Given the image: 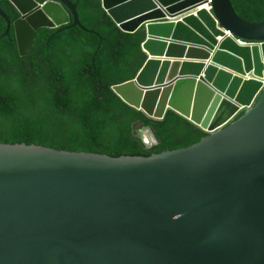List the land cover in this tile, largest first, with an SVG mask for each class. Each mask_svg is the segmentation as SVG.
<instances>
[{"label":"water","instance_id":"obj_1","mask_svg":"<svg viewBox=\"0 0 264 264\" xmlns=\"http://www.w3.org/2000/svg\"><path fill=\"white\" fill-rule=\"evenodd\" d=\"M11 1L21 17L13 24L0 7V41L14 26L22 56L41 28L98 33L71 0ZM203 1L103 5L122 29L146 33V61L113 90L207 135L148 157L0 142V264H264V21L244 20L231 0H211L212 12Z\"/></svg>","mask_w":264,"mask_h":264},{"label":"trees","instance_id":"obj_2","mask_svg":"<svg viewBox=\"0 0 264 264\" xmlns=\"http://www.w3.org/2000/svg\"><path fill=\"white\" fill-rule=\"evenodd\" d=\"M71 1L83 25L98 33L72 23L41 28L28 56L20 54L14 26L0 41V142L148 157L205 137L207 133L175 111L152 119L113 90L136 77L146 61V33L122 29L103 0ZM231 1L244 20L264 21V0ZM0 7L13 24L21 17L11 0H0ZM7 27L0 15V37ZM146 127L155 145L143 143L140 131Z\"/></svg>","mask_w":264,"mask_h":264},{"label":"bare ground","instance_id":"obj_3","mask_svg":"<svg viewBox=\"0 0 264 264\" xmlns=\"http://www.w3.org/2000/svg\"><path fill=\"white\" fill-rule=\"evenodd\" d=\"M198 9H206L210 12H212V1L211 0H204L199 6ZM196 12V10H195ZM21 32L23 37V43L25 47L27 48L30 44V37H31V31L27 26L22 25L21 26Z\"/></svg>","mask_w":264,"mask_h":264},{"label":"rangeland","instance_id":"obj_4","mask_svg":"<svg viewBox=\"0 0 264 264\" xmlns=\"http://www.w3.org/2000/svg\"><path fill=\"white\" fill-rule=\"evenodd\" d=\"M140 133L142 134L143 132H142V131H140Z\"/></svg>","mask_w":264,"mask_h":264}]
</instances>
